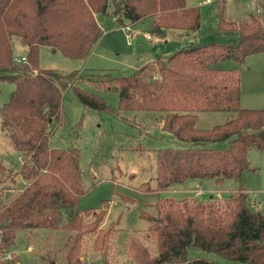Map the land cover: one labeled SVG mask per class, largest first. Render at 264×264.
I'll return each instance as SVG.
<instances>
[{
	"label": "trees",
	"instance_id": "trees-1",
	"mask_svg": "<svg viewBox=\"0 0 264 264\" xmlns=\"http://www.w3.org/2000/svg\"><path fill=\"white\" fill-rule=\"evenodd\" d=\"M259 1L257 10L241 20L220 13L219 33L232 40L190 42L123 75L42 69L40 47L87 58L102 33L98 13L114 16L123 26L125 21L135 24L153 17L156 34L195 35L202 22L200 5L189 6L186 0H113L110 12V0H0V81L14 84L2 107L3 116H8L4 127L10 123L14 129L12 138L23 158L21 173L29 181L12 200L6 195L7 202L0 201V251H13L18 243L29 249L35 241L46 251L42 262L85 264L84 241L89 237L94 249L104 252L103 264H114L107 256L116 225H101L107 209L78 207L86 193L81 149L50 145L51 135L65 119L63 95L69 87L84 105L99 112L162 113L157 121L184 146L157 151L156 190L188 179H233L240 185L244 172L255 169L251 151L264 152V108L241 106L239 72L223 62L241 66L248 56L264 53V4ZM14 37L26 47V61L15 60ZM77 81L117 91L118 108L76 86ZM204 111L235 115L200 128L199 113ZM191 198L166 197L153 204L154 212L141 210L140 216L152 224L147 243L140 236L130 238L134 264H219L206 256H189L190 247L264 264V212L255 209L245 187H237L226 199ZM0 264L22 263L12 252L10 259L0 258Z\"/></svg>",
	"mask_w": 264,
	"mask_h": 264
},
{
	"label": "rangeland",
	"instance_id": "rangeland-1",
	"mask_svg": "<svg viewBox=\"0 0 264 264\" xmlns=\"http://www.w3.org/2000/svg\"><path fill=\"white\" fill-rule=\"evenodd\" d=\"M188 1L200 5L202 10L201 27L193 36L175 32H168L167 35L156 34L152 31L153 17L131 24L128 29L114 16L98 13L96 19L102 33L87 58L67 57L50 46L42 45L39 67L63 72L105 71L130 75L149 60L162 54L171 55L176 49L190 42L232 40L231 37L219 33L220 13L223 12L225 19L241 20L247 16L246 12L257 10L255 0H213L209 3L201 0ZM258 4L263 5L264 0H260ZM113 9V0H110L109 11ZM125 23L128 24L126 21ZM146 35H152L153 38H146ZM12 44L15 57L25 55L26 48L17 37L13 38ZM223 64L239 72L241 106L264 108V53L248 56L241 66L232 60L224 61ZM75 85L102 97L111 108H118L117 91L82 81H77ZM13 90V83L0 81V164L4 166V170L0 169V201L4 199L6 202L7 196L12 200L29 182L21 173L23 158H20V152L12 138L14 129L10 123L4 127L8 116H3L2 107L10 99ZM63 109L65 119L51 135L50 145L81 149L80 165L86 193L81 197L78 207L83 211L100 207L107 209L101 225H116L107 256L114 264L135 263L129 249L130 238L140 236L146 239L152 224L140 216V212L142 209L154 212L153 204L166 197L190 200L194 197L202 201L226 199L237 187L243 186L256 201L255 209L264 212V152L256 149L251 151L250 161L255 169L244 172L240 185L233 179H224L222 182L214 179L202 182L188 179L181 184L172 185L168 190L159 191L156 190L157 151L184 146L157 121L162 113L124 111L117 116L110 111L99 112L84 105L76 97L72 87L64 91ZM234 115L230 111L200 112L197 126L209 128ZM222 145L225 143L218 146ZM87 218L92 219L93 216ZM152 240H149L151 248L154 247ZM145 242L147 243V239ZM40 243L30 242L29 249L24 248L25 243H18L13 251H0V258L10 259L11 253L15 252L22 264H48L40 260L46 252L43 248L40 249L43 247ZM52 245L49 247L53 249L54 244ZM84 248L85 264H103L104 252L96 251L89 237L85 238ZM188 253L189 256L209 257L219 264H251L226 259L198 247H190Z\"/></svg>",
	"mask_w": 264,
	"mask_h": 264
},
{
	"label": "built area",
	"instance_id": "built-area-1",
	"mask_svg": "<svg viewBox=\"0 0 264 264\" xmlns=\"http://www.w3.org/2000/svg\"><path fill=\"white\" fill-rule=\"evenodd\" d=\"M212 1H213V0H203V2H207V3L212 2ZM146 38L151 39L152 36H151V35H146ZM15 60H16L17 62H23V61H26V57H25V56H22V57H15Z\"/></svg>",
	"mask_w": 264,
	"mask_h": 264
},
{
	"label": "crops",
	"instance_id": "crops-1",
	"mask_svg": "<svg viewBox=\"0 0 264 264\" xmlns=\"http://www.w3.org/2000/svg\"><path fill=\"white\" fill-rule=\"evenodd\" d=\"M186 1H187V5H189V6L196 5V4H195L194 2H192V1H191V2H190V1H188V0H186ZM201 2H203V1L201 0ZM210 4H212V3H210ZM245 11H246V10H245ZM246 13H247V12H246ZM130 25H131V24H129V23H128V24H127V25H125V26H126L128 29H130V28H129V27H130ZM192 36H193V35H192ZM24 47H25V46H24ZM25 48H26V47H25ZM254 202H255V204H257V203H256V201H254Z\"/></svg>",
	"mask_w": 264,
	"mask_h": 264
}]
</instances>
